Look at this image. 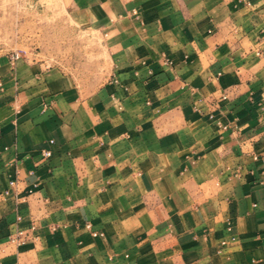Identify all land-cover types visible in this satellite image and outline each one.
Instances as JSON below:
<instances>
[{"label":"crops","instance_id":"1","mask_svg":"<svg viewBox=\"0 0 264 264\" xmlns=\"http://www.w3.org/2000/svg\"><path fill=\"white\" fill-rule=\"evenodd\" d=\"M63 6L109 68L0 52V264H264V0Z\"/></svg>","mask_w":264,"mask_h":264},{"label":"rangeland","instance_id":"2","mask_svg":"<svg viewBox=\"0 0 264 264\" xmlns=\"http://www.w3.org/2000/svg\"><path fill=\"white\" fill-rule=\"evenodd\" d=\"M97 45L91 33L70 24L63 0H0V52L43 54L54 63L71 61L78 76L99 83L109 62Z\"/></svg>","mask_w":264,"mask_h":264},{"label":"built area","instance_id":"3","mask_svg":"<svg viewBox=\"0 0 264 264\" xmlns=\"http://www.w3.org/2000/svg\"><path fill=\"white\" fill-rule=\"evenodd\" d=\"M19 57H20V53L19 52H13L11 58H12L13 61H15ZM51 153H52L51 150H44L42 152V154H43L44 157H49L51 155ZM16 183H17L16 179H13V178L10 179L9 180V188H13L16 185ZM5 193H9V189H7L5 191ZM94 234H96V233H94ZM26 237L27 236H26V234H24L23 231H18L15 236H11V240L12 241H16L18 243H23V242H25Z\"/></svg>","mask_w":264,"mask_h":264}]
</instances>
